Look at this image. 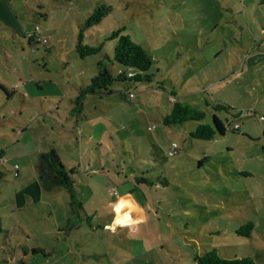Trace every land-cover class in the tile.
Here are the masks:
<instances>
[{
    "label": "rangeland",
    "instance_id": "obj_1",
    "mask_svg": "<svg viewBox=\"0 0 264 264\" xmlns=\"http://www.w3.org/2000/svg\"><path fill=\"white\" fill-rule=\"evenodd\" d=\"M102 4L112 12L82 40L102 49L82 60L78 33ZM121 27L152 57L153 76L129 83L131 103L116 96L83 102L87 120L77 116L79 133H72L81 158L91 152L104 175L78 181L82 209L73 216L63 189L34 192L33 202L20 205L39 154L50 151L44 143L62 146L71 137L70 100L97 62L118 76L106 60L114 46L107 38ZM0 83L17 93L0 90V264H194L193 254L211 249L264 264V0H0ZM170 96L203 111L200 123L215 129L214 139L190 137L197 122L163 126ZM98 121L113 132L109 145L100 147L102 130L89 128ZM171 143L177 152L168 158ZM152 144L164 159L153 160ZM247 223L249 236L237 235Z\"/></svg>",
    "mask_w": 264,
    "mask_h": 264
},
{
    "label": "trees",
    "instance_id": "obj_2",
    "mask_svg": "<svg viewBox=\"0 0 264 264\" xmlns=\"http://www.w3.org/2000/svg\"><path fill=\"white\" fill-rule=\"evenodd\" d=\"M111 12V6L105 4L98 5L84 20L83 27L78 33L77 42L74 47L75 52L80 59L83 60L87 57L94 56L101 51L102 45L90 46L82 43L83 31L100 23L101 20ZM124 31L125 28L121 27L116 31H113L109 38H107L108 40L114 41V46L112 59L108 57L106 60L109 61V64H115L119 67L118 76L114 77L111 75L104 60L97 62L95 65V74L91 78L89 84L80 87L78 89V95L71 100L73 105L70 111L71 116L77 117L81 114L83 102L87 97H97L101 100L111 99L112 96H116L124 102L131 103L132 100L129 99V83H149L152 81L153 75L148 73L151 65L153 64L152 57L148 55L138 43L131 40L129 36L122 34ZM128 74H131L132 76L128 77ZM115 83H121L123 85V89L121 91H114L112 86ZM0 90L4 92L7 97L14 95L1 85ZM169 98H172L173 102H169L170 110L162 117L163 126L171 127L183 125L187 122H197L198 124L196 125L195 129L190 132V137L203 141H210L214 139L215 129H213L210 125L200 123L205 118L203 111L197 110L187 103L179 102L173 96H170ZM214 109L216 111L224 112H228L230 110L229 107L221 104H216ZM213 123L217 132L224 133L226 131L222 122L215 115H213ZM228 128L231 129L229 126ZM239 130L240 127L238 125H234L232 127L233 132ZM150 150L152 152L151 156L153 160L164 159V156H162L161 151L156 145L152 144ZM73 174L74 170L67 169L62 164L55 150L51 149L46 153L39 154L37 161V179L41 189L44 192H52L57 189H64L69 198V214L72 216L77 214V212L82 209V205L76 196V191L74 188L75 180L73 178ZM15 176H18L17 172L15 173ZM1 179L2 174L0 173V180ZM66 225L69 227L70 220L66 221ZM252 227V223H247L241 226L236 231V234L248 237ZM36 251L43 254V251L40 249H37ZM36 251H32V253L35 254ZM192 261L194 264H254L253 260L248 257L223 259L218 255L216 249H211L203 254L195 253L192 255Z\"/></svg>",
    "mask_w": 264,
    "mask_h": 264
},
{
    "label": "crops",
    "instance_id": "obj_3",
    "mask_svg": "<svg viewBox=\"0 0 264 264\" xmlns=\"http://www.w3.org/2000/svg\"><path fill=\"white\" fill-rule=\"evenodd\" d=\"M251 56H252V54H248V55L245 56V59L243 58V60L250 61L252 59ZM255 58L256 57L254 56V60H255ZM0 85L3 86V87H5L2 83H0ZM82 86H85V85H81V87ZM12 94H17V93H15V91L12 90ZM19 95H20V97L23 100H25V96L23 94H19ZM55 96H58V95H55ZM70 103H71V100H70ZM78 117H83V120H87V117L85 115H83V114H80ZM78 117L71 116L70 118H67L65 120L66 123H67L66 124V127L67 128L65 130H66V132H68L69 135H71V137H68V138L66 137L67 139L62 141V143H63L62 146H60V144H56V143H54V144L47 143V142L44 143V146H45L44 148H46L48 150L53 149V150L56 151V153L58 154V156H59L62 164L67 169L74 170L73 178L75 180L74 188H75V191H76V196H77V183H78L79 180H82V181H85V182L90 183L93 180V177L91 175H93L95 173H98L99 175H104V173H103L104 172V167L101 166L99 160H98V163L97 164H95L93 162V160H92L93 155L91 154V152L90 153L88 152V157L86 159H84L88 163H86V161H84L83 158H81V156H80V153H79L80 151H79V147H78L79 146V139L76 137V135L74 133H72V132H75L77 134L79 133V130L78 129H79V122L80 121H79V118ZM89 128H91V129H97L98 128V130L99 129L102 130L101 134H100V132L97 133V134H100V140L101 141L99 142V144L97 143L100 147H102L104 144H106L107 139H108V144L107 145H109V142L110 141L115 140V137L113 135V132H111L109 129H106L105 128V125H103L102 122H100V121H98L95 125H90ZM80 129H82V128H80ZM25 130L26 129H24V131ZM94 133L95 132H91L89 135L91 137H93V134ZM106 133H107V135H105ZM91 137H89L88 139L89 140H92ZM13 146H15V151L17 153L18 152H21V149H20V147H21L20 140L19 141L17 140ZM73 149H76L75 152H74ZM57 150H60L61 152L59 153ZM95 150L96 149H93V151H95ZM66 151H68V153H66ZM7 152H8V148L6 147L2 151V154L5 155V154H7ZM63 156H64V158H63ZM36 171H37V165H36ZM140 176L143 177V174L141 173ZM17 177H19V173H18V176ZM35 178H36V180H34L32 182V185H29V186H32V188H35L34 191H28V189L30 187L28 185H26L25 189L23 190V192H24L25 195L22 196V197H20V198H17L18 200L22 201V203L20 205L23 204L22 206H24L25 205V199H27V198L31 202H33L34 200H33L32 194L34 192L39 193L40 195L50 194L51 193V192H44L41 189V187L39 185V182H38V179H37V173L35 174ZM131 188H132V186H131ZM109 189L110 188L108 187V191H109ZM113 189L117 190L116 188H113ZM57 190H62V189H57ZM65 193H66V191H65ZM116 196H119L118 190H117V195ZM77 198H78V196H77ZM15 201H17V200H15ZM68 214H69V211H68Z\"/></svg>",
    "mask_w": 264,
    "mask_h": 264
},
{
    "label": "built area",
    "instance_id": "obj_4",
    "mask_svg": "<svg viewBox=\"0 0 264 264\" xmlns=\"http://www.w3.org/2000/svg\"><path fill=\"white\" fill-rule=\"evenodd\" d=\"M131 76H132L131 74H128V77H131ZM129 99H130V100H133V99H134V94L130 93V94H129ZM168 100H169V102H173V99H172V98H169ZM236 127H237V126H236ZM176 152H177V145H176L175 143H171L169 149H168L167 152H166V156H167L168 158H171V157H173V156L176 154ZM14 169L16 170V169H17V166H15ZM109 192H110L112 195H114V196L117 195V191H116L115 189H113V188H110V189H109Z\"/></svg>",
    "mask_w": 264,
    "mask_h": 264
}]
</instances>
